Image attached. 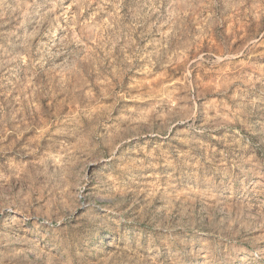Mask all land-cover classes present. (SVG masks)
Returning a JSON list of instances; mask_svg holds the SVG:
<instances>
[{
	"label": "clouds",
	"instance_id": "9594fccd",
	"mask_svg": "<svg viewBox=\"0 0 264 264\" xmlns=\"http://www.w3.org/2000/svg\"><path fill=\"white\" fill-rule=\"evenodd\" d=\"M0 264H264V0H0Z\"/></svg>",
	"mask_w": 264,
	"mask_h": 264
}]
</instances>
